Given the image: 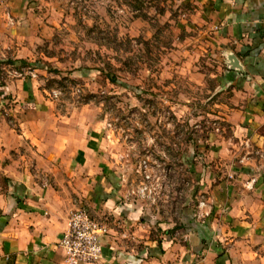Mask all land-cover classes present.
Segmentation results:
<instances>
[{"label":"crops","instance_id":"crops-1","mask_svg":"<svg viewBox=\"0 0 264 264\" xmlns=\"http://www.w3.org/2000/svg\"><path fill=\"white\" fill-rule=\"evenodd\" d=\"M181 1L223 52L225 69L214 76L232 92L230 133L207 138L204 205L176 219L133 195L87 106L61 113L33 72L8 71L0 75V264H66L60 239L78 208L109 227L97 264H264V0ZM66 3L0 0V59H35L69 25Z\"/></svg>","mask_w":264,"mask_h":264},{"label":"rangeland","instance_id":"rangeland-1","mask_svg":"<svg viewBox=\"0 0 264 264\" xmlns=\"http://www.w3.org/2000/svg\"><path fill=\"white\" fill-rule=\"evenodd\" d=\"M66 4L69 25L33 60L0 59V75L33 72L61 113L87 106L133 195L176 219L186 207L198 210L206 198L200 191L207 138L230 133L232 92L217 88L214 76L225 69L222 51L181 0Z\"/></svg>","mask_w":264,"mask_h":264},{"label":"built area","instance_id":"built-area-1","mask_svg":"<svg viewBox=\"0 0 264 264\" xmlns=\"http://www.w3.org/2000/svg\"><path fill=\"white\" fill-rule=\"evenodd\" d=\"M142 167L149 178L148 163L145 161ZM202 205L203 201L200 203ZM108 232L109 227L95 219L87 209L73 210L69 216L68 227L60 239V245L65 249V263H99L103 258L101 236Z\"/></svg>","mask_w":264,"mask_h":264},{"label":"trees","instance_id":"trees-1","mask_svg":"<svg viewBox=\"0 0 264 264\" xmlns=\"http://www.w3.org/2000/svg\"><path fill=\"white\" fill-rule=\"evenodd\" d=\"M17 60H19L20 62H23V63H26L27 62L25 59H17ZM45 67H47L46 64H45ZM180 226H183V225L181 224ZM180 226H178V225L176 226L175 225V227L173 229L169 230V233L173 232L177 227H180ZM203 243H204V240H203ZM223 253H224V250H221L220 251V254H223Z\"/></svg>","mask_w":264,"mask_h":264}]
</instances>
